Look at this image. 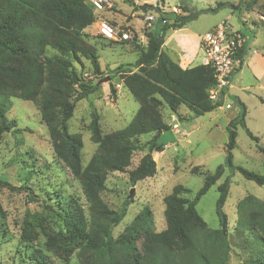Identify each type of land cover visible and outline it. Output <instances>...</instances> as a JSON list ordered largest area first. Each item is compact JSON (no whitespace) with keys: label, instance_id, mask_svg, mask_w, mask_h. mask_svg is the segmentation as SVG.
Segmentation results:
<instances>
[{"label":"trees","instance_id":"obj_1","mask_svg":"<svg viewBox=\"0 0 264 264\" xmlns=\"http://www.w3.org/2000/svg\"><path fill=\"white\" fill-rule=\"evenodd\" d=\"M241 5L242 0L237 4L219 2L214 8L176 16L174 20L161 18L165 23L160 32L144 31L143 43L137 36L129 41L139 48L137 59L134 63L118 65L111 73L119 76L139 107L124 128L107 134H102L97 121L92 120V140L97 144V153L82 167L79 161L81 139L66 132V121L72 117L75 103L96 92L99 85L84 82L70 59L80 63L83 58L90 63L93 73L101 74L96 47L84 37V30L96 20L93 9L85 0H0V136L14 128L13 124L5 123L4 118L10 98L37 103L42 121L48 127L61 128V139L68 154L66 160L88 203L87 215L77 200L61 204L70 215V227L81 243L82 252L89 256L83 264H226L232 248L245 253L247 264H264V200L248 194L237 203L233 235L229 233L223 211L229 194V178L218 187L215 213L219 228H208L196 211L200 198L223 176L221 165L205 176L202 187L192 199L182 197L189 192L182 185H176L164 197L168 229L161 232L153 231L151 212L145 206L114 239L111 230L123 220L130 202L126 201L117 212L109 210L99 197L107 174L122 172L130 166L131 156L138 149L136 141L142 135L153 134L143 145L147 152L137 166L128 171L129 181L135 185L156 170L152 153L163 152L165 142L155 137L158 132L164 134L170 130L163 122L160 107L166 105L172 114L185 107L191 113L190 119H194L222 104L221 100L216 104L209 100V91L216 85L211 67L197 65L182 69L162 51L167 30L180 29L199 14L217 13L223 8L235 11ZM146 9L158 15L162 13L157 6L146 5ZM48 48L59 55L47 56ZM242 54L240 49L238 58ZM131 68L137 69L136 72H131ZM110 91L115 93L111 86ZM223 94L222 91L221 96ZM233 101L239 112L226 127L225 166L264 188L263 175L235 167L232 162L238 126L264 156V147L246 127L245 105L236 97ZM261 103L264 104V100ZM2 185L21 190L6 182ZM139 238L143 239L140 248Z\"/></svg>","mask_w":264,"mask_h":264},{"label":"rangeland","instance_id":"obj_2","mask_svg":"<svg viewBox=\"0 0 264 264\" xmlns=\"http://www.w3.org/2000/svg\"><path fill=\"white\" fill-rule=\"evenodd\" d=\"M143 1L146 3L141 5ZM225 1L233 3L236 0H165L164 3L159 0H111L110 9L94 14L98 20L104 18L137 35L136 30L143 31V16L130 19L135 31L119 22L124 17H130L132 13H156L152 9L142 10L144 5H156L160 10L163 7V11L181 17L206 8H214L219 2ZM114 4L116 10H120L119 17L114 16L112 11ZM230 10L223 8L217 13L199 14L195 20L190 21V28L202 35L223 20ZM105 12L104 17H101ZM228 25L231 29L232 26H238L235 16ZM154 26L155 23L149 30L154 32ZM84 35L85 39L96 47L99 64L102 66L101 74L93 73L90 63L83 58H80V63L68 58L84 82L93 85L104 78L111 80L103 82L96 92L76 102L72 117L66 121V132L81 139L79 161L82 167L97 153V144L92 140V120L97 121L102 134H107L124 128L139 107L119 76L111 73L120 64L134 63L138 56V46L131 43L133 40L104 42L97 33L95 23L84 30ZM141 35L144 36V31ZM46 55L59 54L48 48ZM136 70L130 69L131 72ZM110 86L115 90L114 94L111 93ZM223 100L222 109L217 108L194 119H190L191 114L187 108L182 107L179 110L180 113L176 116L180 121L178 133L172 134L168 131L163 135L164 142L169 140L175 144L164 147L161 153H152L156 170L150 177L132 185L128 171L135 168L147 152L143 145L153 134L138 138V149L133 152L130 166L126 170L107 174L105 188L99 193L101 201L109 210L117 212L126 201L130 202L123 220L111 230L114 239L118 238L145 206L151 212L153 231L168 229L164 217V197L170 194L176 185H182L189 191L183 193L182 197L192 199L202 187L205 176L212 174L220 165L224 167L223 176L196 204V211L208 228H219L215 204L218 187L226 178L230 179V186L223 211L228 219L230 235H233L236 224L237 203L248 194L264 199V188L225 166L228 134L223 122L225 114L231 110H228L230 107H225L228 104ZM246 104L252 118L250 126L256 132L263 131L264 108L260 109L256 98L253 97L246 99ZM160 113L164 122L169 125L175 120V115H172L166 105L160 107ZM186 113L190 117L183 120ZM4 118L5 123L13 124L14 128L0 136V264H83L89 256L82 252L81 243L70 227V215L63 210L61 204L70 199L77 200L87 215L88 203L80 183L70 169L69 161L66 160L68 154L61 139V128L48 127L42 121L37 103L16 98L9 99ZM236 133V144L231 152L234 166L264 176V156L257 150L255 142L240 126L236 128ZM258 137L259 145L264 147V136ZM4 182L20 187L21 190H11L2 185ZM131 190L133 193L129 197ZM231 240L234 243V239ZM142 242V238L137 240L139 248ZM226 264H247L245 253L232 248Z\"/></svg>","mask_w":264,"mask_h":264},{"label":"crops","instance_id":"obj_3","mask_svg":"<svg viewBox=\"0 0 264 264\" xmlns=\"http://www.w3.org/2000/svg\"><path fill=\"white\" fill-rule=\"evenodd\" d=\"M238 2L239 0H236L232 4H237ZM143 3H146V1H143L141 5H143ZM134 6L136 7L137 4H134ZM161 8V11L165 12L163 11V7ZM116 9L117 8H115L114 4L112 11H114V16L119 17L120 10ZM105 14L106 12L103 13V16L101 17H104ZM134 16H138L141 18L142 14L137 15L135 13H132L130 17H124L123 19H121V22L119 23L130 26L135 31L134 26L130 20ZM234 16L237 19L238 26H232V30L240 32L245 37L246 42L242 47L243 54L240 58L241 65L236 71V73L233 75L231 85L227 89L225 94L226 97L223 100L225 104L230 105V109L228 110H231L230 113L225 114L223 125L226 129L230 120H232L238 115L239 108L233 101V98L236 97L246 107V127L249 129V131L252 130V134L259 139L258 136H264V130L256 132L255 129H252V126H250V120H252V118L249 108L246 104V99L250 97L256 98L260 109L264 108V104L261 103V100H264V0H242L241 7L235 11L230 10L228 15L219 23L226 21V23L228 24L229 22L233 21ZM127 19L129 20L127 21ZM190 24L191 22H187L180 29L167 30L164 36V42L161 46L162 51L165 52L182 69L192 68L197 65H200L198 59H200L201 56V52L199 51V37L201 34L193 31L192 28H190ZM217 24H215L214 26H216ZM162 25L163 24L158 21L155 22L154 31L156 33L160 32ZM135 32L137 33V37L140 40L142 33L141 30H136ZM99 37L104 42L107 41L103 37ZM141 42L143 43L144 40H142ZM100 67L102 66L100 65ZM233 108L234 112H232ZM181 109L182 107L179 108V110ZM179 110L177 114L180 113ZM177 114H172L175 115V120L172 122L171 125L165 123L163 120L165 124L170 126L169 133H178L179 122L176 118ZM185 115L186 118L190 117L188 113H186ZM163 135L164 134L161 133L158 138L164 140ZM174 144L175 142H169V140H167L165 142V147Z\"/></svg>","mask_w":264,"mask_h":264},{"label":"built area","instance_id":"obj_4","mask_svg":"<svg viewBox=\"0 0 264 264\" xmlns=\"http://www.w3.org/2000/svg\"><path fill=\"white\" fill-rule=\"evenodd\" d=\"M85 2L92 7L93 12L105 11L112 7L111 0H85ZM142 16L143 31L151 29L157 21L162 24L165 23L161 15L158 16V14L145 13ZM94 23L96 24L97 33L112 42L131 41L137 36L129 29H121L116 24L104 19H96ZM144 39V36L141 35L140 40ZM245 42V37L240 32L232 30L225 22L217 24L200 35L199 49L201 56L199 64L211 67L216 78V85L209 91V100L213 104L218 103L220 100L222 103L226 91L231 85L233 75L241 65L238 53ZM222 91L224 94L221 96ZM221 106L218 108H221ZM225 107L229 108L230 105Z\"/></svg>","mask_w":264,"mask_h":264},{"label":"water","instance_id":"obj_5","mask_svg":"<svg viewBox=\"0 0 264 264\" xmlns=\"http://www.w3.org/2000/svg\"><path fill=\"white\" fill-rule=\"evenodd\" d=\"M142 9L145 10L146 9V5H144L142 7ZM160 15H161V17L163 19H167V20H174L176 18V14H174V13L162 12ZM107 81H109V78H104V79L99 80L96 84L100 85L103 82H107ZM160 135H161V132H158L155 138H158ZM132 193H133V190L130 191L129 197L132 196Z\"/></svg>","mask_w":264,"mask_h":264}]
</instances>
